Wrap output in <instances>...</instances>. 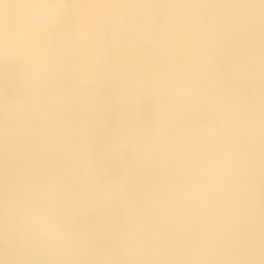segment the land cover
Instances as JSON below:
<instances>
[{"label":"bare ground","instance_id":"1","mask_svg":"<svg viewBox=\"0 0 264 264\" xmlns=\"http://www.w3.org/2000/svg\"><path fill=\"white\" fill-rule=\"evenodd\" d=\"M72 1L76 39L89 45L36 56L41 27H50L51 39ZM11 2L0 0V25L6 9L18 16L11 30L0 29V57L24 56L27 94L5 100L0 81V220L5 199L25 177H75L70 158H82L83 138L100 129L108 81L125 86L131 101L142 82L156 105L147 159L136 150L134 164L109 179L121 184L120 196L88 208L83 222L101 232L109 224L124 229L136 210L150 233L175 249L139 264H264V0H163L169 8L156 0ZM103 20L106 46L92 45ZM24 100L35 105L27 117ZM211 106L220 136L199 133L197 111ZM85 188L75 185L77 192ZM196 246L204 250L188 251Z\"/></svg>","mask_w":264,"mask_h":264},{"label":"clouds","instance_id":"2","mask_svg":"<svg viewBox=\"0 0 264 264\" xmlns=\"http://www.w3.org/2000/svg\"><path fill=\"white\" fill-rule=\"evenodd\" d=\"M51 9L52 5H40ZM35 105L21 102L27 117ZM75 177L61 174L37 178L28 176L19 190L4 201L0 220V264H139L154 255H168L175 249L157 239L136 210L129 214L124 229L109 224L101 232L81 219L90 207H101L120 196L118 180L101 179L100 168L87 159L75 158ZM86 188L77 192L75 185ZM200 246L190 253L203 251Z\"/></svg>","mask_w":264,"mask_h":264},{"label":"crops","instance_id":"3","mask_svg":"<svg viewBox=\"0 0 264 264\" xmlns=\"http://www.w3.org/2000/svg\"><path fill=\"white\" fill-rule=\"evenodd\" d=\"M11 1L13 0H4L6 4L12 3ZM22 1L23 0H17V7L20 6ZM73 2L74 1L71 3L72 6L69 12L59 14L57 22L54 23L51 29V39L50 27L47 25L41 27V44H36L34 46L36 48L34 51L36 56L39 52H60L62 51L60 49L61 46H65L68 51H72V48L75 46H81L84 48L89 45L88 40L85 38L79 41L76 39V22L74 20L75 16H73L74 14L72 13V9H74ZM162 3L163 2H161V4L159 3L160 8L165 6L169 8L167 3ZM11 8L5 10L6 20L4 25H0L1 31L11 30L14 19L18 17L15 12H12ZM170 9H172V7H170ZM0 10L4 9L0 8ZM159 14H162L161 9L159 10ZM94 21L95 20L93 19L92 22L94 23ZM103 22L104 20L102 23ZM101 24H97V28L95 27L96 32L92 35L94 38L92 37L91 44L95 45L96 43H99L101 47H105L106 45L104 42L101 44L104 39L102 33L104 27ZM36 39L35 41H37ZM74 42L77 43L75 44ZM82 42H84V44H82ZM55 45L58 47L56 48ZM9 56L6 58L0 57V81L3 90L2 94L3 98L6 95L7 100L16 101L27 94L25 76L22 71V63L25 58L24 56ZM224 68H226V63L221 62L219 66L220 72H223ZM76 79L77 76L72 74L71 81L75 83L78 81V79ZM77 87L78 86H76V88ZM105 88V93L107 91V98L105 99L106 106L103 108L104 111L102 122L99 127L100 129L97 133L87 134L85 137L83 136L85 144L82 149V158L87 159L86 153L87 149H89V157L92 156L95 161L99 162L98 166L100 168L102 179L109 180L116 176H120L124 170L134 164L136 150L140 152V159H147L146 157L148 156L149 151L146 150L145 144L150 143L151 136L154 132L155 122L153 116L155 114L156 105L155 96L154 93H152L149 84H143L142 82L137 83V86L134 88L135 96H133L132 101L129 99L128 93H126L125 86L121 85L120 87H117L114 81H108ZM83 90L82 91L87 99H90L93 96L92 85L83 86ZM75 92L77 94V90H75ZM66 94L71 96L72 92L67 90ZM209 115L212 117H209ZM212 118L213 114L209 113L206 122ZM118 119H120L119 122Z\"/></svg>","mask_w":264,"mask_h":264},{"label":"rangeland","instance_id":"4","mask_svg":"<svg viewBox=\"0 0 264 264\" xmlns=\"http://www.w3.org/2000/svg\"><path fill=\"white\" fill-rule=\"evenodd\" d=\"M156 2H157V5L159 6L161 4V2H163V0H156ZM155 15L159 17L160 22L163 21V15L162 14H158V10H155ZM102 26L105 27V24L102 23ZM104 31H105V29L103 30V33L105 35ZM236 37L240 38L241 40H245L247 38L245 36V34H243V33L237 34ZM4 98H5V100H7L6 95L4 96ZM209 113L213 114V118L206 122L207 116H208ZM155 114H154V116H155ZM154 116H153V118H154ZM209 117H212V116L209 115ZM218 117H219V115L217 113V107L211 106V107H205V108H202V109L198 110L197 111V121H198L199 133L205 135L208 132L209 129H214L216 134L218 136H220L221 128L219 126L220 122H219ZM154 122H155V118H154Z\"/></svg>","mask_w":264,"mask_h":264}]
</instances>
